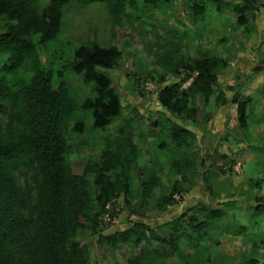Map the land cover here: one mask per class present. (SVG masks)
Here are the masks:
<instances>
[{
  "label": "rangeland",
  "instance_id": "1",
  "mask_svg": "<svg viewBox=\"0 0 264 264\" xmlns=\"http://www.w3.org/2000/svg\"><path fill=\"white\" fill-rule=\"evenodd\" d=\"M50 1L30 3L44 12ZM201 2L132 0L114 17L104 1L68 0L61 4L56 37L40 48L54 85L64 77L74 99V110L62 125L68 168L81 173L88 158L99 164L109 162V175L130 184V204L120 190L111 218L103 213L97 228L82 233L91 253L89 264H236L251 256L264 261V214H253L258 199L264 198V0H256L243 22L234 8L243 0H219V7L206 0L204 10L196 11L193 3ZM8 24L0 19V31ZM26 36L38 37L32 30ZM91 40L120 50L112 67H99L113 79L121 101L119 112L101 127L92 124V83L69 68L74 48ZM206 55L226 61L209 96L192 93L191 83L183 85L196 74L188 64ZM238 64L239 74L235 73ZM173 81L186 91L180 95L186 116L172 112L158 99L159 89ZM234 98L247 99L245 128L239 125ZM191 104L196 111L187 116ZM78 121L81 128L75 125ZM175 122L190 130L181 142L171 138ZM21 129L18 109L11 104L1 107L0 137L17 138ZM16 174V210L31 225L39 171L30 166ZM94 176L87 177L90 200L99 191ZM149 179L148 195L143 198L141 183ZM174 186L179 187L174 200H160ZM200 202L222 214L199 241L191 234L176 237L180 252L170 253L149 231L138 242L110 244L103 238L135 222H144L167 237L181 221L179 215L187 217L190 207Z\"/></svg>",
  "mask_w": 264,
  "mask_h": 264
},
{
  "label": "trees",
  "instance_id": "2",
  "mask_svg": "<svg viewBox=\"0 0 264 264\" xmlns=\"http://www.w3.org/2000/svg\"><path fill=\"white\" fill-rule=\"evenodd\" d=\"M68 0H51L46 11L39 12L30 0H0V19L9 24L0 31V109L11 104L18 109L22 129L17 138L0 137V264H89L90 249L81 238L87 228L95 229L104 213L105 203L120 190L125 191V202L130 204L127 179L112 178L110 164L87 159L81 173L72 172L66 164L67 140L62 131L65 119L74 110V99L64 77L54 85L52 70L44 64L40 48L54 39L61 26V4ZM104 1L114 17H119L132 0H80ZM134 1V0H133ZM217 7L219 0H212ZM153 4L157 0H144ZM206 0L193 3L196 11H203ZM256 0H243L234 5L238 21L246 20L245 13ZM32 30L38 35L34 40L26 36ZM69 68L80 73L85 82L92 83L94 98L91 106L92 124L104 126L121 108L120 96L113 79L102 68L112 67L120 55L116 45L103 46L95 40L74 48ZM226 61L216 55L197 58L188 66L196 74L188 87L192 93L205 96L215 92L218 69ZM180 82L173 81L159 89L158 99L172 112L186 116V105L180 95ZM240 127L248 125L247 99L234 98ZM192 116L194 104L187 109ZM81 128V122H76ZM190 130L179 123L171 126V138L184 140ZM135 156V155H132ZM35 166L39 171L36 187L35 218L31 225L16 210L18 187L17 171ZM94 173L99 188L94 200H90L87 177ZM149 181L141 183L143 198L148 195ZM179 187L160 198L164 202L174 200ZM253 214H264V198H259ZM187 217L181 213V221L173 225L169 236H161L150 225L135 222L133 226L103 235L110 244L138 242L149 231L152 238L166 244L170 253L180 252L176 237L191 234L199 241L219 218L222 211L205 203L190 207ZM101 225V224H100ZM244 229V225L240 226ZM240 230V231H242ZM236 264H264L256 257L244 258Z\"/></svg>",
  "mask_w": 264,
  "mask_h": 264
},
{
  "label": "built area",
  "instance_id": "3",
  "mask_svg": "<svg viewBox=\"0 0 264 264\" xmlns=\"http://www.w3.org/2000/svg\"><path fill=\"white\" fill-rule=\"evenodd\" d=\"M194 76L195 75H191V76H189L184 82H183V85L184 84H190L191 82H192V80H193V78H194ZM114 201H115V198L113 197V198H111V199H109L106 203H105V206H104V214H105V218L106 219H110L111 218V212H112V210H113V205H114Z\"/></svg>",
  "mask_w": 264,
  "mask_h": 264
},
{
  "label": "crops",
  "instance_id": "4",
  "mask_svg": "<svg viewBox=\"0 0 264 264\" xmlns=\"http://www.w3.org/2000/svg\"><path fill=\"white\" fill-rule=\"evenodd\" d=\"M241 69H242V68H241V64H238V68H236L235 73L239 74ZM127 228H128V227H127ZM123 229H124V228H123ZM119 230H121V229H119Z\"/></svg>",
  "mask_w": 264,
  "mask_h": 264
}]
</instances>
